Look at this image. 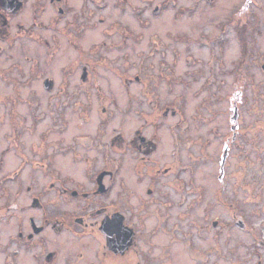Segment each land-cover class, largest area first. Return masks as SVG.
Here are the masks:
<instances>
[{"label": "rangeland", "instance_id": "obj_1", "mask_svg": "<svg viewBox=\"0 0 264 264\" xmlns=\"http://www.w3.org/2000/svg\"><path fill=\"white\" fill-rule=\"evenodd\" d=\"M34 1L29 0L20 19L25 25L33 21L51 25L49 30L38 26L37 34L50 38L54 55L48 62L47 45L36 39L18 40L11 58V50L4 51L0 65L9 73L0 77L4 95L0 113L6 120L1 130L9 125L11 104L22 111L27 101L36 109L33 121L39 122L34 139L45 129L49 140L81 143L89 140L82 136L87 133L99 146L104 138L129 134L138 127L147 134L158 130L161 143L156 158L164 166L178 163L176 172L161 176L159 182L166 192L163 200L173 202L170 209H163L170 212L164 218L168 222L148 244L155 256H161L159 264H195L197 260L205 261L201 264H264V0L253 1L248 8L245 0H168L159 13L153 7L164 0H153L142 17L131 9L121 13L112 0H101L98 10L89 0H69L73 9L64 14L47 0L39 8ZM132 2L143 5L142 0ZM88 10L94 17L85 15ZM73 23L80 24L83 33L70 38L67 27ZM246 23L244 37L241 27ZM243 40H248V50H243ZM27 45L34 48L32 56L40 63L35 79L28 76L32 59L21 53ZM76 62L97 64L91 83H82L80 67L71 73ZM129 74L144 78L127 83ZM46 75L53 79L48 87L53 92L46 91ZM63 87L67 91L62 93ZM83 88L91 90L89 118L79 103L89 97L76 96ZM235 102L239 105L237 138L220 177L225 144L234 132ZM171 104L179 106L187 118L177 128L180 115L160 113ZM103 105L106 115L100 112ZM102 116L108 121L103 126L106 133L99 135ZM0 140L1 148L6 136ZM78 145L81 151L97 155L98 167L105 163L98 148L86 151L85 144ZM60 152L54 166L63 174L77 175L86 167V161L73 159L74 152ZM112 153V159L121 158L118 150ZM126 156L134 169L137 159L130 153ZM43 181L39 178L36 184ZM159 214L148 216L147 226L161 222ZM215 218L226 225L223 231L212 225ZM0 264H8L4 254ZM15 264L39 263L29 251L20 254Z\"/></svg>", "mask_w": 264, "mask_h": 264}, {"label": "flooded vegetation", "instance_id": "obj_2", "mask_svg": "<svg viewBox=\"0 0 264 264\" xmlns=\"http://www.w3.org/2000/svg\"><path fill=\"white\" fill-rule=\"evenodd\" d=\"M41 1L43 0H35L34 7L39 8L41 4L44 6L45 2ZM89 1L94 3L92 6L94 10L103 6L101 0ZM166 1L168 0L155 5L154 11L159 13L163 7L166 8L168 6ZM172 1L177 2V0ZM198 1L208 3L217 0ZM253 1L258 0H245L246 8L250 7ZM47 2L56 6L61 14L73 9L69 0H47ZM142 2L143 5L139 6L132 0H112V5L117 6L121 13L130 12L131 9L142 17L153 0H142ZM29 3V0H0V58L4 51L10 50L9 58L13 57L12 48L18 40L24 39L29 42L36 39L42 41L41 44L47 45L49 62L50 56L54 55L51 53L50 38L37 34V28L41 26L49 30L51 25L40 21L25 25L20 16L27 12ZM92 10H88V14L83 11L82 14L94 17ZM254 14L256 15V12ZM82 29L80 24L73 23L67 27V32L72 38L75 34L83 33ZM33 49L27 45V48L21 51L25 54V59H32L28 74L31 79H35L37 71H40L39 60L32 56ZM96 65L90 62H76L71 64L73 69L70 70L74 73L80 67L82 83H91L98 71ZM5 71L6 74L9 73L8 68L0 65V77ZM6 77L10 78L8 75ZM126 78L127 83H130L132 80H142L144 77L141 74H129ZM46 79L53 82L50 76L46 75L44 81ZM53 84L45 86L46 91L53 92L54 88L48 89ZM64 91L66 92L67 89L61 88L60 92ZM90 93L91 90L88 88L76 92V96L85 94L89 97L88 101L79 102L84 105L87 112L85 118L90 117L89 112L92 108ZM0 96H4L1 84ZM157 104L155 110L159 112ZM106 107V105L102 106L100 111L102 115H106ZM15 108L16 106L11 104L9 125L4 131L1 128L6 120L3 113H0L2 115H0V138L6 136V145L0 148V228H2L0 254H4L6 262L15 264L20 254L33 251L39 264H159L161 256H155L151 245L148 247V244H153L152 237L160 231L163 223L168 222L164 218L170 217V212L163 211L173 205L172 201L163 200L166 192L162 190L159 182L161 176L176 172L178 163H168L164 166L156 158L161 143L158 130L147 134L143 127H138L129 134L120 132L108 140L104 138L98 142L99 146L94 143L92 134H82L89 136L88 141L81 142L85 144L86 151L98 148L104 160L106 159L105 163L98 167L97 155L92 156L81 151L78 145L81 143L65 142L64 138L49 140L47 135L49 131L45 129L39 132L38 139H34L37 132L36 125L39 123L33 121L36 117L35 107L28 106L27 101L22 111H17ZM0 112H3L1 107ZM169 112L171 115H180L179 121L175 124L176 128L187 120L176 104L167 105L160 111L163 116ZM30 118L32 121L28 120ZM87 120L85 119L84 122ZM107 121V116L101 117L99 135L106 133V127L103 129V126H106ZM64 123L68 125L69 121L66 120ZM234 123L231 124L232 129ZM238 125L237 121L232 136L227 139L224 151L227 148L229 152L233 140L236 141ZM52 147L54 153L51 152ZM59 150L62 153L74 152L73 159L76 162L86 161V167L77 170V175L71 171L63 174L54 166ZM115 150L121 152L120 159L111 158ZM127 153L137 159L134 169L128 164ZM225 164L223 170L221 168L220 177L223 176ZM46 167L50 169L45 170ZM39 178L46 181L38 185L36 182ZM156 213L161 214H159L161 222L147 226V217ZM212 225L220 231L226 227L221 224L219 218H215ZM242 225L243 222L240 226ZM201 262L205 261L197 260L195 264Z\"/></svg>", "mask_w": 264, "mask_h": 264}, {"label": "water", "instance_id": "obj_3", "mask_svg": "<svg viewBox=\"0 0 264 264\" xmlns=\"http://www.w3.org/2000/svg\"><path fill=\"white\" fill-rule=\"evenodd\" d=\"M263 68H264V65H263ZM51 83H52L51 80H47V79L45 80V86H48ZM237 118H238V107L235 106L234 114L232 115V119L236 121ZM235 127H236V124L233 125V129H235ZM227 153H228V149L226 148L224 153H223V162H222V165H221L222 170L224 168V164H225V160H226V157H227Z\"/></svg>", "mask_w": 264, "mask_h": 264}, {"label": "trees", "instance_id": "obj_4", "mask_svg": "<svg viewBox=\"0 0 264 264\" xmlns=\"http://www.w3.org/2000/svg\"><path fill=\"white\" fill-rule=\"evenodd\" d=\"M248 26H249V23H246V24H243L242 25V27H241V34L243 33V35H244V37H247V35L244 33V31L243 30H246V29H248ZM244 43H246V46H244ZM242 45H243V50L245 51V50H248V47H249V42H248V40H243L242 41ZM244 64H246L245 62H243V65ZM239 79H241V77H239ZM242 79H244V78H242Z\"/></svg>", "mask_w": 264, "mask_h": 264}]
</instances>
